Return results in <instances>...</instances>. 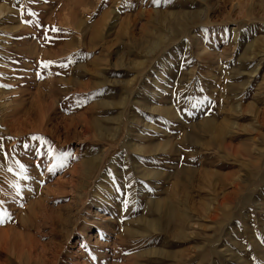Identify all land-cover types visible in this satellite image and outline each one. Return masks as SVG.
Wrapping results in <instances>:
<instances>
[{"label": "rangeland", "instance_id": "rangeland-1", "mask_svg": "<svg viewBox=\"0 0 264 264\" xmlns=\"http://www.w3.org/2000/svg\"><path fill=\"white\" fill-rule=\"evenodd\" d=\"M0 10V264H264V0Z\"/></svg>", "mask_w": 264, "mask_h": 264}, {"label": "bare ground", "instance_id": "bare-ground-1", "mask_svg": "<svg viewBox=\"0 0 264 264\" xmlns=\"http://www.w3.org/2000/svg\"><path fill=\"white\" fill-rule=\"evenodd\" d=\"M1 11V10H0ZM263 54V53H262ZM260 65V64H259ZM257 66V65H256ZM258 67V66H257ZM253 71V70H252ZM251 75V74H250ZM238 107V106H237ZM256 113V112H255ZM256 115H258L257 113H256ZM208 120H206V122H207ZM209 121H211V120H209ZM235 124V123H234ZM214 123H211V122H207V125H206V128L205 129H208V130H210V131H213V129H214V131H216V136H217V139H219L220 138V141H221V138H223L224 137V135H225V133L227 132L226 130L228 129V127H225V126H221V127H214ZM229 125V124H228ZM230 129V128H229ZM170 212H172V211H170ZM173 213H174V210H173ZM171 214V213H170ZM180 215V214H179ZM170 216V215H169ZM173 217V215L172 216H170V218H172ZM175 217V216H174ZM177 218H179V217H177ZM177 218H175V220L177 219ZM182 219V218H181ZM184 219V218H183ZM182 219V220H183ZM180 220V219H179ZM181 231V230H180Z\"/></svg>", "mask_w": 264, "mask_h": 264}, {"label": "snow or ice", "instance_id": "snow-or-ice-1", "mask_svg": "<svg viewBox=\"0 0 264 264\" xmlns=\"http://www.w3.org/2000/svg\"><path fill=\"white\" fill-rule=\"evenodd\" d=\"M153 2L156 3L157 5H159L160 0H153ZM164 2H167V0H164ZM61 166H63V165H61ZM0 222H3V218L2 217H0Z\"/></svg>", "mask_w": 264, "mask_h": 264}]
</instances>
